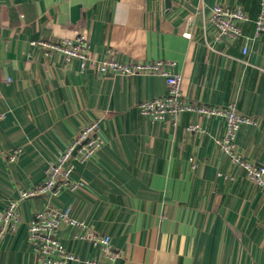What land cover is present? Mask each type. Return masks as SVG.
<instances>
[{
	"label": "crops",
	"instance_id": "0c3cea01",
	"mask_svg": "<svg viewBox=\"0 0 264 264\" xmlns=\"http://www.w3.org/2000/svg\"><path fill=\"white\" fill-rule=\"evenodd\" d=\"M260 1L0 0V210L16 201L20 217L0 242V264L36 263L27 225L47 205L69 207L89 229L109 234L120 253L115 264H264V187L215 143L225 131L221 117L185 111L152 121L137 105L166 93L163 76L82 71L38 43L82 32L99 57L112 49L119 61L163 60L182 75L185 102L234 103L254 119L235 141L264 165V32H254ZM215 4L244 12L242 36L215 39ZM94 119L103 145L72 175L84 188L21 200L20 189L40 185L45 167ZM81 231L57 230L79 259L66 264L102 256L75 236Z\"/></svg>",
	"mask_w": 264,
	"mask_h": 264
},
{
	"label": "built area",
	"instance_id": "2783aa9c",
	"mask_svg": "<svg viewBox=\"0 0 264 264\" xmlns=\"http://www.w3.org/2000/svg\"><path fill=\"white\" fill-rule=\"evenodd\" d=\"M246 16L240 8L231 9L221 4H215L210 11L209 22L214 29L217 41H232L242 36L240 21ZM255 36L264 32V0L260 1L259 12L254 19ZM189 36V33H185ZM250 37H244L243 54L248 49ZM38 43L47 54L56 52L66 63L78 61L82 71L92 69L102 75L158 74L164 77L166 93L162 96L145 99L138 103V111L143 116L151 117L152 121H163L167 117L176 119L182 112L192 111L204 116L221 117L225 124L222 137L215 139L220 150L225 153L231 162L241 167L248 179L264 187V165H258L243 156L236 144V134L244 124L255 123L250 116L240 113L234 103L225 106H209L185 102L181 92L182 75L172 72L161 59L142 61H119L114 51L109 49L105 55L99 57L90 49L89 40L85 35L78 33L74 36L62 37L57 41H43ZM171 64V63H169ZM6 113L0 111V120ZM190 125L188 129H194ZM103 139L99 134V121L94 119L85 125L74 141L63 150L58 157L49 163L45 169L43 182L31 189H20L19 198L25 199L35 195L48 194L58 196L63 190L76 191L83 189L86 182L73 178V171L78 164L89 161L102 147ZM19 150L8 154L9 161H15ZM190 161L193 162L191 158ZM20 223L16 201H10L3 210H0V242L11 232H14ZM75 226L83 231L75 236L80 240L90 241L97 246L102 256L87 259L89 264H115L120 253L111 248L109 234L89 229L85 222L72 216L70 208H58L47 205L36 210L27 225V239L34 249L35 264H66L70 260H79L73 253L68 252L57 238V230L62 225Z\"/></svg>",
	"mask_w": 264,
	"mask_h": 264
},
{
	"label": "water",
	"instance_id": "95a60500",
	"mask_svg": "<svg viewBox=\"0 0 264 264\" xmlns=\"http://www.w3.org/2000/svg\"><path fill=\"white\" fill-rule=\"evenodd\" d=\"M188 6V5H187Z\"/></svg>",
	"mask_w": 264,
	"mask_h": 264
}]
</instances>
